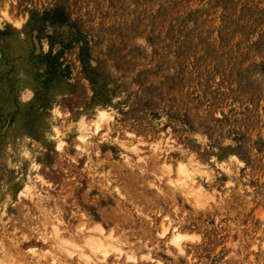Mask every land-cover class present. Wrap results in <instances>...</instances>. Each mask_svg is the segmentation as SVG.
Masks as SVG:
<instances>
[{
  "label": "rangeland",
  "instance_id": "rangeland-1",
  "mask_svg": "<svg viewBox=\"0 0 264 264\" xmlns=\"http://www.w3.org/2000/svg\"><path fill=\"white\" fill-rule=\"evenodd\" d=\"M56 229L264 264V0H0V264H88Z\"/></svg>",
  "mask_w": 264,
  "mask_h": 264
},
{
  "label": "bare ground",
  "instance_id": "bare-ground-1",
  "mask_svg": "<svg viewBox=\"0 0 264 264\" xmlns=\"http://www.w3.org/2000/svg\"><path fill=\"white\" fill-rule=\"evenodd\" d=\"M82 120V119H81ZM81 125L84 126V124H82L81 122L79 123ZM49 133H48V138H54L53 136V132L55 131V127L53 124H51L49 122ZM57 132V131H56ZM60 148L62 147V142H60V144L58 145ZM182 186V185H181ZM179 187L178 189H181L182 187ZM185 187V186H183ZM175 188L177 189V186H175ZM183 189V188H182ZM181 189V191H182ZM185 190V188H184ZM183 190V191H184ZM198 192V191H197ZM201 193V192H200ZM188 195V191H187V194ZM123 197V196H122ZM57 221V220H56ZM149 226V225H148ZM169 227V226H168ZM56 228V227H55ZM166 229L164 230V234L168 233L167 231V225L165 227ZM175 228V227H174ZM84 229V228H83ZM173 230V229H172ZM175 231V229H174ZM61 231L59 229H56L55 230V236L57 237V241H59V243L61 244V249L63 248L64 250V253L67 252L68 253V256H73L74 254L76 255L78 253V250L77 252L76 249H79V257L83 258L84 260H81V261H85L86 263L88 264H107L109 259L111 258L112 256V259L113 258H121L123 256L126 255V257L128 258H132V256L130 254H128L127 251H125L123 248L119 247L115 242H114V238L112 236H92V235H87L85 237V239H83L85 242H84V246L90 248L89 250H91V252L87 253V252H83L84 249L81 248L80 246H78L77 244H73V243H70L68 242L69 240H62L60 239V237H58L57 235H59ZM81 232V231H80ZM57 234V235H56ZM174 235V233H173ZM181 235H175L174 236V239H175V242L173 244H176L177 246H179V240L181 237H179ZM173 239V238H171ZM117 242V241H116ZM173 242V241H172ZM59 244V245H60ZM119 244V243H118ZM181 244V243H180ZM122 245V244H121ZM181 246V245H180ZM57 247V245H56ZM75 248V251L72 250ZM176 248V247H175ZM53 249V248H52ZM83 249V251H82ZM177 249H179V247H177ZM82 251V252H81ZM133 251V250H132ZM184 251V250H183ZM66 254V253H65ZM67 255V254H66ZM70 259V257H69ZM80 259V258H78ZM133 259V258H132ZM134 259H135V256H134ZM153 259V258H152ZM128 260V259H127ZM73 261L77 262V260H72L71 262L73 263ZM136 261V260H135ZM150 261V260H149ZM155 261V260H154ZM151 262H153L151 260ZM158 263V262H157ZM30 264V263H29Z\"/></svg>",
  "mask_w": 264,
  "mask_h": 264
},
{
  "label": "trees",
  "instance_id": "trees-1",
  "mask_svg": "<svg viewBox=\"0 0 264 264\" xmlns=\"http://www.w3.org/2000/svg\"><path fill=\"white\" fill-rule=\"evenodd\" d=\"M48 21H52L51 23H56L57 21H55L53 18L50 17V15L48 13H45L42 17L37 18L36 20V24H37V29L39 32H42V30L45 27V23H47ZM68 25V29H67V37H63L62 33L60 34V37L62 36V38L60 39H64V40H60V43L62 45V47H64L65 49L70 47L71 44H74L75 42H79V33L75 30V27L73 25L70 24H66ZM55 36V34H54ZM48 40L50 41V45H52L55 41L53 40L52 36H48L47 37ZM64 41V42H63ZM82 57V59H84V57H87L86 54H81L80 55ZM48 70H54L59 64L57 61L56 57H51L48 56Z\"/></svg>",
  "mask_w": 264,
  "mask_h": 264
}]
</instances>
